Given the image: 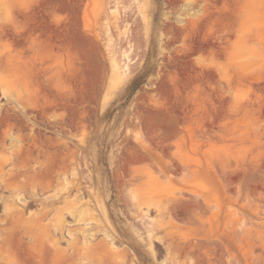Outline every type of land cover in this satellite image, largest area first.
<instances>
[{"label":"rangeland","instance_id":"obj_1","mask_svg":"<svg viewBox=\"0 0 264 264\" xmlns=\"http://www.w3.org/2000/svg\"><path fill=\"white\" fill-rule=\"evenodd\" d=\"M9 122L0 264H264V0H0Z\"/></svg>","mask_w":264,"mask_h":264},{"label":"bare ground","instance_id":"obj_2","mask_svg":"<svg viewBox=\"0 0 264 264\" xmlns=\"http://www.w3.org/2000/svg\"><path fill=\"white\" fill-rule=\"evenodd\" d=\"M117 68H120V66L116 65ZM14 128H17L18 131L15 132L14 131ZM1 134V133H0ZM22 128L20 126V124L18 122H15V123H11L9 122L7 124V128H4L3 129V134L1 135L2 137H0V141L5 145L7 142H6V139L7 137H10V140H11V145H14V142H19L22 141L21 137H22ZM25 135V134H24ZM26 140V139H25ZM34 140V139H33ZM34 143V142H33ZM27 144V143H25ZM9 145V144H7ZM35 145V144H34ZM37 145V143H36ZM10 146V145H9ZM9 148V147H8ZM24 152V151H23ZM24 154V153H23ZM15 159V158H14ZM13 159V160H14ZM4 163V162H3ZM9 163V162H8ZM12 164V163H11ZM31 164V163H29ZM1 165V164H0ZM4 169V168H3ZM66 180V179H65ZM2 183H0V201L3 203V207H4V210H3V213L1 214L0 213V228H14L13 225L14 223H28V222H31L33 221V223H37L38 225L40 226H43V223L42 221H44L45 217L47 216L46 213L42 214V216L40 217H34L33 215H28L29 213L27 212V208L30 206H28V204L26 202L24 203H21L19 204L18 203V200L13 197L10 198V196L6 197L2 194L1 192V188L3 186H1ZM4 185V184H3ZM65 186V185H64ZM7 187V186H6ZM5 187V188H6ZM20 189V188H19ZM21 191V190H20ZM15 192V191H14ZM33 193V192H32ZM12 196H13V190L11 192ZM77 197V196H76ZM20 201H22V199H20ZM30 203V202H29ZM32 203V202H31ZM31 212V211H30ZM28 213V214H27ZM35 221V222H34ZM30 224V223H29ZM36 224V225H37ZM45 224V223H44ZM54 225V224H53ZM67 225V224H66ZM30 227V226H29ZM28 227V228H29ZM47 227V225L45 226ZM82 228V227H81ZM53 235V233H51ZM55 236V235H53ZM51 237V235H50ZM52 239V238H51ZM53 244H55L53 242V240L51 241ZM57 243V242H56ZM57 245V244H56ZM55 245V246H56Z\"/></svg>","mask_w":264,"mask_h":264}]
</instances>
